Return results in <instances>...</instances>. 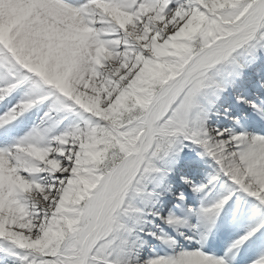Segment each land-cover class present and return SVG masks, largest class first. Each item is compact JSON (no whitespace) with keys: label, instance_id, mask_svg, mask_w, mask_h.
Here are the masks:
<instances>
[{"label":"snow or ice","instance_id":"1","mask_svg":"<svg viewBox=\"0 0 264 264\" xmlns=\"http://www.w3.org/2000/svg\"><path fill=\"white\" fill-rule=\"evenodd\" d=\"M0 260L264 264V0H0Z\"/></svg>","mask_w":264,"mask_h":264},{"label":"bare ground","instance_id":"2","mask_svg":"<svg viewBox=\"0 0 264 264\" xmlns=\"http://www.w3.org/2000/svg\"><path fill=\"white\" fill-rule=\"evenodd\" d=\"M252 92H253V95H260L261 94L257 90H252ZM42 113H43V109H41L39 114H37L35 110L32 113L26 114V117L22 118V119L26 120V126H22L19 134L23 136L32 127V125L38 121V116L42 115ZM246 115H247V112H241L242 118H247V117H245ZM164 212L166 214V212H167L166 208L164 209ZM157 223H159V221H157ZM167 230L169 232L171 231L170 229H167ZM224 237L228 239L227 236H224ZM222 238H220V240H222ZM144 239L146 240V242L144 243V246L140 249V252H139V256H140L141 260H146V258L149 255L153 256L154 254H158L160 251H162L161 250L162 248H166L159 241L155 240L152 237H145ZM185 246H189V245L185 244ZM0 264H3L2 260H0Z\"/></svg>","mask_w":264,"mask_h":264}]
</instances>
